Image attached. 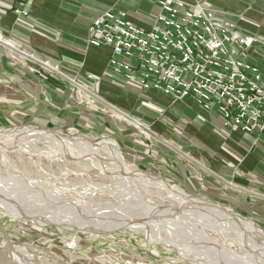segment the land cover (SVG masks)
Listing matches in <instances>:
<instances>
[{
	"label": "rangeland",
	"instance_id": "374dc122",
	"mask_svg": "<svg viewBox=\"0 0 264 264\" xmlns=\"http://www.w3.org/2000/svg\"><path fill=\"white\" fill-rule=\"evenodd\" d=\"M2 37L1 40H3ZM0 49L8 59L11 67L14 66L15 68L18 67L30 70L31 73L36 70L40 73V78L44 79L49 75V71L42 65V63L45 64V62L38 59L35 55L17 48L21 51V54L25 53L39 63L25 56V58L20 57L18 54L5 48L2 44H0ZM85 86L83 85L85 92L89 91L97 96V94L92 91L90 84L89 86ZM17 89V87L13 88L7 80L4 81L0 78V102H3L2 100L5 98L4 95L10 93L14 94ZM84 91L80 92L76 90L71 96V99L78 108H82L89 113L98 114L99 117H86L87 119H91V121H86L87 119L84 121L81 119V123H79L78 126L76 124L67 127L51 124L40 125L31 122L26 116L27 113L25 110L18 111L17 109L7 106H0V133L3 135L4 133L18 132L23 129H37L39 131L59 134L62 137L71 138L75 136L74 138H82L91 142L92 145L94 144L93 146L95 147L101 141L111 139L116 142L120 155L123 160H125L124 162L131 168L139 170L155 179L157 178L164 182L168 181L170 184L173 183L172 185H177L182 188L189 197L202 198L214 203L221 207V209L227 211L230 216L233 215L242 220L251 221L254 223L253 225L259 229V232L264 233V202H258L253 196L236 192L213 178L207 180V174L199 170L191 162V158L196 161L198 160L195 159L196 157L192 153L193 148L183 151V156L169 152V150L165 149V147L156 140L157 137L144 131L130 121L136 120L126 115L125 116L129 118V120L122 117L119 113L88 97L89 95L87 96V93ZM138 124L142 125L141 123ZM143 127L156 134L153 130L145 126ZM1 134L0 137L3 138V141L7 140V138L5 139ZM13 148L14 149L9 147L8 151L5 150L6 152L0 153L1 192H11L10 194L13 200L17 202L20 201L22 208H28L35 214L48 215L50 218L51 216L56 217L51 218L53 221L55 219L60 220L58 219L60 216L61 221L69 218L68 220L72 219L71 222L75 220L78 221L79 224V222L82 223L84 221V217L88 218L89 215L96 214L103 215V213H105L104 216L108 215V218H115L114 220H117V216H120L119 212H113L111 214V212H109L110 208L106 209L104 206L106 205L112 207V209H116L119 207V204H124L125 206L127 204L126 207L128 208L126 209L129 211V208H135L133 212H136V214L137 212L141 213L142 209L138 207V197L158 207L172 206L171 201L165 198L163 193L151 187L149 184L147 185L136 179V176H129L131 179L123 183L125 180L123 178L124 176L120 174V177L123 178L121 181L122 178L118 176L119 174H113V171L110 169L111 167L97 165L99 167L98 169V167H95L96 163L88 160L86 161L85 158L81 159L64 156L57 148L46 143L31 142V144L29 143L28 145L27 142H19L18 145L16 143ZM15 180L16 182H13ZM7 188H10V190ZM133 190L135 191L134 193ZM16 191L18 192V197L15 195L17 193ZM37 191L38 193H36ZM48 194H50V196ZM136 201L137 203H135ZM34 202H36V204ZM88 204L90 205V210L88 209L89 207H87L89 206ZM34 205L37 206L35 207ZM85 207L87 210H84ZM175 209L178 208L175 207ZM71 210H73V213ZM90 211H92V213ZM122 214L124 215H121V217L123 216L122 218H124L126 213ZM127 214H131L130 216L136 215L132 212H127ZM183 214L180 215V212L176 213L175 216L172 217L174 221L167 217L165 218V220L168 221V224H165L166 226L158 225L151 230L145 229L144 233L143 231L131 229H118L106 234H87L74 233L66 228L61 230V228L58 229L52 226L42 227L29 220L24 221L16 217H11L6 213L3 207H0V243L5 245V242L8 241L12 242V244L15 243L24 247L29 246L33 250L41 251V253H37L36 257H29L37 264H57V259L62 260V262L66 264H221L219 263L221 259L218 258L223 256L221 253L207 251L203 252L202 255V252L200 253L198 250L191 248V245H186L184 243V238H182V235H184L183 233L189 235L192 233L194 235L201 229L216 245L222 246L224 252H231L232 250L231 253L236 252L237 258L235 259L237 262L245 260L248 264H252V260L246 256L244 250L236 244L235 235L231 229H226V227L217 220L210 219L208 221L205 218L192 216L191 213H187L186 215L185 213ZM130 216L125 218H130ZM178 216L180 217L178 218ZM76 217H78L77 220L75 219ZM79 219H81V221H79ZM57 220L55 221L57 222ZM108 221L111 222V219ZM63 222L65 221H62V223ZM173 223L176 226H174ZM171 224H173L174 227ZM204 225H208V227L211 225L210 228H212V230ZM153 230L155 234H157V238ZM170 233L172 235H169ZM180 233H182V235ZM149 237L152 238L149 239ZM198 237L200 236L197 235V237H195L198 243L202 242L201 237ZM244 239L246 240V238ZM2 245L0 244L1 251H5L3 249L5 247ZM176 249L178 251H176ZM42 252L49 253L52 257H47L42 254ZM7 254L8 261L16 263L12 254L9 252ZM249 255L256 257L257 252L251 249ZM217 260L219 262H217ZM0 264H2V262H0Z\"/></svg>",
	"mask_w": 264,
	"mask_h": 264
},
{
	"label": "crops",
	"instance_id": "0c3cea01",
	"mask_svg": "<svg viewBox=\"0 0 264 264\" xmlns=\"http://www.w3.org/2000/svg\"><path fill=\"white\" fill-rule=\"evenodd\" d=\"M160 1L0 0L3 41L18 55L35 60L21 54V49L43 60L49 71L44 79L36 70L31 73L11 67L0 49V78L18 88L14 94L4 95L0 106L25 110L30 121L40 125L78 126L81 119L99 117L78 108L71 99L76 90L83 92L77 84H90L103 101L101 105L153 130L156 134L150 132L169 152L183 156V151L193 148L198 160L191 158V162L207 174V180L213 178L264 202V147L258 135L225 127L215 109L204 110L190 100L173 103L160 93L142 90L137 83L110 71V49L88 45L90 22L102 12H124L136 27L149 29L161 13ZM169 1L199 4L213 11L218 21L254 37L256 41L246 49L245 60L264 76V0ZM16 11H24L27 16Z\"/></svg>",
	"mask_w": 264,
	"mask_h": 264
},
{
	"label": "built area",
	"instance_id": "2783aa9c",
	"mask_svg": "<svg viewBox=\"0 0 264 264\" xmlns=\"http://www.w3.org/2000/svg\"><path fill=\"white\" fill-rule=\"evenodd\" d=\"M159 5L161 13L149 29L136 27L124 12H102L90 22L88 45L110 49L113 74L173 103L190 100L215 109L225 127L258 135L264 147V76L245 60L256 39L199 4L162 0Z\"/></svg>",
	"mask_w": 264,
	"mask_h": 264
},
{
	"label": "bare ground",
	"instance_id": "6f19581e",
	"mask_svg": "<svg viewBox=\"0 0 264 264\" xmlns=\"http://www.w3.org/2000/svg\"><path fill=\"white\" fill-rule=\"evenodd\" d=\"M0 44H2L5 48H7L8 50H10V51H12V52L15 53V51H13L11 49V47L9 46V44H7L3 40H1V36H0ZM19 56L22 57V58H25V57H23L21 55H19ZM2 136L5 139L7 138V140H4L3 141V138L0 137V153L1 152L4 153V152L8 151L9 147L12 148V149H14L13 147L15 146V144L17 143V145H18L19 142H22V143L23 142H27L28 145H29V143L31 144V142H40V143H43V144L46 143L48 145L53 146L54 148H57V150L62 155H64V156H67V157H76V158H81V159L82 158H85L86 161L88 160L90 162L96 163V166L95 167H98L97 165H99V166L106 165V166L111 167L110 169L113 171V174H115V175H118L119 174L118 175L119 177H120V174H122L121 176H124L123 178L125 180H124L123 183H125L126 180H130L131 179V178H129V176H132V175L133 176H136V179L142 181L143 183H145L147 185L149 184L151 187H154V188H156V190H158L161 193H163L164 197L165 198H168L171 201V204L173 206L172 207L170 205V207L169 206L168 207H158L156 205H151L150 202L144 201L140 197H138V203H139L138 207L143 210V212L141 210V213H138L137 212V214H136V212H133V209H135V208H129L130 209V211H129L128 209H126V208H128V207H126L127 206L126 203H125L126 206L124 204H119L118 205L119 207H117V208L115 207L116 209H112V207H109V206H106L105 205L104 208H106V209L110 208V211L109 212H111V214L113 212H115V213H118L119 212L120 216H117L118 217L117 220H114L115 218H113V219L112 218H108L107 217L108 215H105L104 216L105 213H103V215L102 214H99V215H97V214L96 215H89L88 218L83 216L84 217L83 218L84 221L82 223L79 222V224H78V221H75L74 220V221L71 222L72 219L71 220H68L69 218H67L66 216H64L67 219L66 220H62V221H65V222L62 223L60 216H59L60 218L58 217V219H60V220L55 219V220H57V222H56L55 220L53 221L51 219V218H56V217L51 216V218H50L48 215L35 214V213L31 212V210H29L28 208H25V207L22 208L21 205H20V201L17 202L15 200H13V197L10 194L11 192H9V193L8 192H1V190H0V207H3V209L6 211V213L9 214V216H11V217H14V218L16 217V218L22 219L24 221L29 220L31 222L37 223L38 225H40L42 227L52 226V227H55V228H58V229L61 228V230L64 229V228H66V229H69L70 231H72L74 233H87V234L88 233L89 234H98V233H101V234H106V233H108L110 231L118 230V229H131V230H135V231H143V233H144V230L145 229H150L151 230V229H153V227H157L158 225H164V226H166L165 224L166 223L168 224V221H166L165 218L169 217L170 220H173L172 217H174L175 214H176V211L179 210L180 215L183 214V213H185V215L187 213H191L192 216H198V218L199 217L205 218L208 221L210 219L217 220L220 224H223V226H225L226 229L228 228V229H231L233 231V233L235 235L236 244L241 249L244 250V253L246 254V256H248L252 260V264H264V233L259 232V229L253 225L254 223H252L251 221H245L244 219L242 220V219H240V218H238L236 216H233V215L230 216L227 211L221 209V207H219L216 204L211 203V202H209V201H207L205 199L195 198V197H189L182 190V188H180L177 185H172L173 183L170 184L168 181H165L164 182V181H161V180H159L157 178L155 179L153 177L147 176L146 174L140 172L139 170H136V169L131 168L130 166H128L124 162L125 160H123L122 156L120 155V152H119V149H118V145L116 144V142L113 141V140H111V139L103 140L100 143H98V145L95 147V146H93L94 144L92 145L91 142H89L87 140H84L82 138H74L75 136L74 137H71V138H67V137H62L59 134H55V133H52V132L39 131L37 129H23V130L18 131V132L4 133ZM27 151H28V149H27ZM53 152H54V150H53ZM1 160H2V158H1ZM98 169H99V167H98ZM12 178H13V176H12ZM120 178H122V177H120ZM123 178L121 179V181L123 180ZM113 180H115V179H113ZM20 181H21V179H20ZM13 182H16V180L13 181ZM3 183H6V182H3ZM15 185H16V183H15ZM135 185H137V184H135ZM133 188H134V186H133ZM15 189H17V188H15ZM8 190H10V188ZM34 190H36V189H34ZM116 190H118V189H116ZM123 191H125V190H123ZM85 192H86V190H85ZM134 192L135 191L133 190V193ZM36 193H38V191ZM17 194H18V192L15 195H17ZM41 195H42V193H41ZM48 195L50 196V194H48ZM88 195H89V193H88ZM27 196H29V195H27ZM125 196H127V195H125ZM16 197H18V195ZM22 198H23V196H22ZM44 198H47V197H44ZM80 198H82V197H80ZM56 199H57V197H56ZM62 199H65V198H62ZM168 199H166V200H168ZM43 200H42V202H43ZM84 200H85V198H84ZM102 201H104V200H102ZM36 202H34V203L36 204ZM42 202H41V204H42ZM89 202H90V200H89ZM91 202H93V201H91ZM135 203H137V201ZM135 203H134V205H135ZM31 205H33V204H31ZM30 206H28V207H30ZM47 206H49V205H47ZM80 206H82V205H80ZM95 206H97V205H95ZM87 207H89L88 209L90 210V205L87 206ZM175 207H177L178 209H175ZM85 209H86V207L84 208V210ZM106 209H104V210H106ZM60 210H62V209H60ZM136 210H138V209H136ZM71 211L73 213V210H71ZM106 211H108V210H106ZM63 212H65V211H63ZM90 212L92 213V211H90ZM127 212L128 213H131L132 212L133 214H136V215L130 216L131 214H127ZM122 213H126L125 214V217L130 216V218H125V217L122 218L123 216L121 217V215H124ZM49 215H50V213H49ZM78 217H76L75 219L77 220ZM179 217L180 216H178V218ZM188 218H189V216H188ZM109 219H111V222L108 221ZM79 221H81V219H79ZM173 224H171V225L173 226ZM195 225H197V224H195ZM174 226H176V225L174 224ZM204 226H206V225H204ZM206 227H208V225ZM210 227H211V225H209L208 228H210ZM210 230H212V228H210ZM214 230H216V229H214ZM103 232H105V233H103ZM153 232H154V235H156L155 237L157 238V234H155V231L154 230H153ZM180 234L182 235V233H180ZM183 234H184V235H182L183 237L180 236V235L179 236L182 237V238H184V243L186 245H191V248H194V249L198 250L200 253L202 252L201 253L202 255H203V252H207V251L211 252V251H214V252H217V253H221V255H223L222 257H218V256L217 257L219 259H221L223 261V263H225V264H248L245 260L244 261H241V262L240 261L237 262L236 259H235V258H237L236 252L235 253L234 252L231 253L233 250L231 251L229 249L228 250L231 251V252H228V251L224 252L222 250V246L216 245L215 242L213 240L209 239L206 236L205 232L203 230H201V229H200V231H197V233L194 234V235L192 233H191V235H189L187 233L186 234L183 233ZM169 235H172V234L170 233ZM197 235L201 237V239H202L201 241L202 242H199L198 243L197 239L195 238V237H197ZM200 237H198V238H200ZM151 238L149 237V239H151ZM244 238H246V240ZM165 241H167V240H165ZM8 243H9L8 244L9 245V249L7 248V245L6 244L4 245L3 243H0L1 245L3 244L2 246H4L6 248V249L3 248L5 251H1V247H0V262H2V264H20V263L21 264H37L34 261H32L29 257H33L34 258V257H36L37 253H39V252L41 253V251L33 250L29 246H25L24 247V246H19V245L15 244V243L12 244V242H8ZM173 244H174V242H173ZM179 246H181V245H179ZM251 249L254 250V251H256L258 256L257 255H256V257L250 256L249 255V251ZM176 251H178V250L176 249ZM179 251H180V249H179ZM8 252L12 254V256L15 259L16 263H14V262L11 263L10 261H8V259H7V257H8V254L7 253ZM42 254H44L47 257H52L51 254L46 253V252H42ZM194 254H196V253H194ZM194 254H193V256H194ZM208 258H209V256H208ZM198 259H201V258H198ZM221 260H219L220 262L217 260V262L223 264ZM56 263L57 264H66L65 262H62V260H60V259H57L56 260ZM195 263H196V261H195Z\"/></svg>",
	"mask_w": 264,
	"mask_h": 264
},
{
	"label": "water",
	"instance_id": "95a60500",
	"mask_svg": "<svg viewBox=\"0 0 264 264\" xmlns=\"http://www.w3.org/2000/svg\"><path fill=\"white\" fill-rule=\"evenodd\" d=\"M116 110V109H114ZM117 111V110H116ZM122 117L126 118L129 120V118H127L123 113H121L120 111H117ZM131 122H133L136 126H138L139 128L143 129L144 131L150 133L151 135H153L150 131H148L147 129H145L142 125H139L136 121H132L130 120ZM155 136V135H154ZM176 213H179V211H176ZM1 232V231H0ZM3 234V233H1ZM8 237V236H7ZM9 238V237H8ZM6 245H7V248L9 249V245H8V241H6ZM21 264V263H20Z\"/></svg>",
	"mask_w": 264,
	"mask_h": 264
}]
</instances>
